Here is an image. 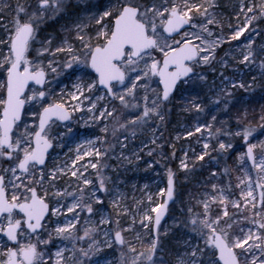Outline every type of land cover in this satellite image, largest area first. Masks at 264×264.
I'll return each instance as SVG.
<instances>
[{
  "label": "snow or ice",
  "instance_id": "snow-or-ice-1",
  "mask_svg": "<svg viewBox=\"0 0 264 264\" xmlns=\"http://www.w3.org/2000/svg\"><path fill=\"white\" fill-rule=\"evenodd\" d=\"M0 4H3L0 11V162L7 165L0 168V264H99L93 256L101 251V244L108 248L119 246L118 264H157L156 253L162 248L158 226L169 201L174 200L173 170L168 168L167 186L159 189L163 203H154L150 194L146 205L144 201H137L144 207L139 227L150 234L149 239L141 240L138 248L123 235L132 231V227L114 233L105 230V239L98 241L100 226L112 224V219L102 214L97 225L85 227L82 235L77 234L81 213L86 211L91 217L100 211L94 209L91 201L97 205L104 203L96 193L113 195L107 178L100 175L99 187L87 196L85 188H79L78 192L55 189L57 179L68 172L85 186L93 183L79 169L83 167L87 171L90 166L99 172L98 163L80 165L79 162L93 155L97 161L102 155L107 156V150L102 153L96 146L107 143L106 136L81 141L71 165L66 161L63 166L45 172L50 149L62 146L63 137L72 133L71 122L75 113L84 111L85 101L90 120L103 123L100 130L105 134L111 123L113 137L129 129L135 136V129L151 126L157 120L165 121V107L180 85L200 81L206 86V74L197 69L212 67L215 63L227 66L229 53L217 60V52L225 44L231 52L233 41L238 42L239 55L231 59L241 65H252L259 59V66L264 69V45L257 49L251 35L262 34L255 25L264 22V0H239L234 4L227 31L223 16L216 11L215 0H150L148 3L86 0L82 11L87 16L77 17L71 27L66 26L64 39L55 47L51 39H37L40 25L46 19L64 15L73 7L71 0H35L34 5L18 0L14 7L0 0ZM246 32L249 33L247 42L241 46L239 42ZM60 54L64 59H57ZM50 75L75 77L73 90L54 93L48 87ZM220 76V85L209 91L215 95L212 103L216 109L223 105L228 111L233 90L247 91L252 85L224 76L223 72ZM95 93L99 95L93 98ZM101 101L108 103L98 108ZM188 104L190 107L184 110L193 111L197 118L206 110L202 101L194 99ZM29 116L31 122L27 119ZM247 118L246 113L237 112L234 132L230 127H221L215 133L212 123H200L197 119L195 132L208 135L201 153L195 155L193 150L191 167L188 152H184L180 170L195 171V162L209 157L217 169L223 161L227 174V159L236 151L232 140L240 138L242 151L236 159L241 162L242 170L250 163L256 179L253 180L250 171H245L235 185L239 196L230 198V181L226 189L222 184L213 183L218 178L217 170L210 172L209 179L204 181V194L196 198L197 210L190 207L189 218L184 221L199 242L195 246L189 243L184 253L178 254L176 264H264V142L259 145L251 142L255 128L245 123ZM211 119L215 122L217 116L212 115ZM259 119V127L264 129V108ZM54 126L67 128V133L51 134ZM192 135L191 130L184 133L185 138ZM127 139L125 135L120 141L122 151L127 147ZM151 143L155 145L157 141L153 139ZM213 152L215 156L211 155ZM153 154L154 150L150 149L148 155ZM120 158L131 162L127 156ZM172 158H176L175 151ZM136 159H140L139 155ZM65 197L72 199L67 212L73 213V219L61 225L53 218L62 214ZM121 199L117 193L111 201L118 225L119 217L129 212ZM229 205L234 210L232 213ZM53 223L57 226L50 231ZM55 240L67 241L72 247H56L53 252L50 246ZM159 264H165L162 258Z\"/></svg>",
  "mask_w": 264,
  "mask_h": 264
},
{
  "label": "rangeland",
  "instance_id": "rangeland-1",
  "mask_svg": "<svg viewBox=\"0 0 264 264\" xmlns=\"http://www.w3.org/2000/svg\"><path fill=\"white\" fill-rule=\"evenodd\" d=\"M35 2V1H34ZM86 0H71V4L73 7H70L68 11L57 18L54 19H46L40 25V32L37 37L38 40H45L51 39L52 46H58L61 41L64 39L66 32L65 27H71L72 21H75L77 17H86L87 13L82 11ZM96 2V0H93ZM101 3L104 0H100ZM144 2L148 3L150 0H144ZM230 2V3H229ZM239 0H215V3L218 5L216 11L223 16L225 21V31H227V20L229 18V14L226 11H223L224 4L229 3L232 9L234 4H238ZM35 4V3H34ZM79 4V7H75V5ZM234 22V21H233ZM50 25V26H48ZM261 31V35H256L255 32L251 33L253 40L255 42V46L258 49L261 45H264V22H260L255 25ZM47 28V29H46ZM249 33H245V37L241 38L239 42L241 46L246 43V37ZM238 42H232V51L229 52V45L225 44L217 52V60H220L222 57H225L226 53H229V63L227 64V70L230 72H223L222 67L224 65L220 63H215L212 67H204L197 69L206 74V72H212L215 85H220L221 76L220 73L223 72L224 76L231 77L233 79L242 80V72L250 71L255 76L259 78H263L264 82V75H261L264 72V69L260 68V60L257 59L256 62L252 65H241L236 66L237 60L231 59V56L239 55V50L236 48V44ZM39 47V44L36 45ZM57 59H64V55L60 54ZM230 62L233 66L229 65ZM45 63L47 61L45 60ZM240 67L242 69H240ZM237 68V69H236ZM244 70V71H243ZM49 85L54 93H60L63 89L65 92L71 91L73 82L75 81V77H64L60 76L57 77L55 75L49 76ZM196 84L189 83L187 85L181 84L178 90L175 92L174 97L171 99V102L166 105L165 113L166 115L171 113L172 108L180 103V108L182 109L181 114L178 116V122L175 125V132L173 133L174 139L178 140V152L180 151L179 155H175L176 158H172V153L175 151L173 147L170 149L169 156H165L161 152L162 148V135L160 130L163 131L164 129V122L156 121L151 126H146L144 128H137L135 129L136 135L132 136L131 132L132 129H129L126 133H118L116 137L112 135V124H108L109 132L107 134L101 132V128L104 127L103 123H97L95 121L90 120V114L87 111L88 102H84V111L82 113L77 112L75 113V119L71 122V128L73 129L71 134H67L63 137L62 146L57 145L53 149H50V156L47 161V168L51 169L56 166H63L64 163L67 161L69 165H71L72 159L75 158V150L77 144L81 141L85 140H96L97 138L104 139L106 136L107 143H100L96 146L101 149L102 153L107 150V156H101L100 160L97 161L95 156L93 157H86L84 161H80L79 164H90V163H98L99 172L97 169H93L90 166L87 167V171H84V168L81 167L79 170L84 172L86 178L91 180L93 183L91 185L85 186L82 181H78L75 178L71 177V173L68 172L67 175L59 177L55 182V189L66 190L67 192H78L79 188H85L86 196L90 195L93 188L99 187V180L98 177L102 175L103 177L107 178V186L110 192L113 195H107L105 193L97 192L96 195L99 196L104 203L102 205L95 204V201L92 200V204L94 209H99L100 211L88 217V214L85 212L81 213L79 224L77 225V234L82 235L83 229L88 226L97 225L100 220V215H104L105 217H110L112 219V224L100 226L101 231L100 235L97 237L98 241H102L105 239L104 231H111L114 233L116 230L120 229H127L132 227V231L124 232L123 235L126 240L134 241L138 248H141V240H147L150 238V234L144 230L143 228L139 227V222L144 211V207L141 206L137 201H144L145 205L147 204V196L150 194L153 196L154 203H158L159 199L161 198L158 193L160 188H164V180L167 177V170L171 168V166L176 165V170L179 169L180 158L184 156V152H188L189 158V165L191 167L192 163L194 162V153L198 155L202 151V145L204 140L207 138V132L201 133L195 132V127L197 126V119H199L200 123H212L211 119L212 115H214L213 111L210 112L211 106L214 105L212 101L214 100L215 96L209 100L205 101L203 98H199L198 96L193 95L192 97H187L186 94V87H192ZM261 92L260 94L264 96V83L260 84ZM263 89V90H262ZM99 93L93 94V98ZM143 95V93H141ZM177 99V100H176ZM198 100L202 101L203 105L205 106V112L202 113L199 118H197L196 114L193 111H185V107H190L188 104L191 100ZM107 101H101L98 103V108H102ZM233 107H230L231 119L232 122L228 120L225 125L221 126L219 124L220 120H216L213 124V133H215L216 128H231L234 132L236 130V115L237 112L246 113L247 120L245 121L246 124L250 125L251 127L255 128V132L253 136L250 137L251 142L256 143L259 145L260 142H264V129L260 128V115L261 109L264 108V98L263 100H254L249 99L243 104H233ZM109 107L111 105L109 104ZM177 107V108H179ZM98 114V113H97ZM28 121L31 122V117H27ZM229 119V118H228ZM188 130L193 131V135L191 137L185 138L184 133ZM51 134L58 135L59 133H67V128L60 126L57 128L54 126L50 130ZM128 136V139L125 141L127 147L125 149H121L120 141L123 139L124 136ZM179 137V138H178ZM155 139L157 143L154 145L151 141ZM221 139H227V137H221ZM215 144V140L212 141ZM236 151L232 153V155L227 159V174L224 173L225 164L221 161L219 168L217 169L214 164H211L209 161V157H205L204 161L195 162L198 167H203V173L201 174L200 178L195 182L198 189L191 190L184 187L185 185L182 184L180 187L175 188L174 193V200L168 207V213L165 219L160 223L158 226V232L161 237V244L162 248L156 253V260L157 264L161 258L165 262V264H176V260L178 254H183L185 249L188 247L189 243L192 246H195L199 241L196 237V234L192 232L191 228L184 224V221L189 218L188 209L190 207L195 208L196 198H199L204 194L205 185L204 181L209 179L210 172L213 170H217L218 178L214 180L213 183L222 184L226 189L228 187L229 181L232 185V191L228 193L230 198H236L239 196V190L235 188V185L238 183V177H242L245 174V171H250L255 181L256 175L255 171L251 170L250 163L244 165V169H241V162L236 159V156L241 149V145L243 141L240 138H236L232 140ZM170 144H172L170 142ZM147 145V147H145ZM71 149V151H69ZM150 149L154 150V154L152 156L148 155V151ZM176 150V151H177ZM176 152V153H178ZM139 155L140 159H136V155ZM259 149L257 150V155L259 156ZM127 156L130 158L131 162L128 160L121 159V156ZM212 156H215L216 153H211ZM151 164L152 167L149 168L148 165ZM7 167L6 164L0 162V168ZM164 172H163V169ZM114 169L116 172H114ZM140 170V175L138 174L137 170ZM175 170V171H176ZM143 171L147 172V174L143 175ZM181 171V170H180ZM183 172V171H182ZM164 173V174H163ZM185 174V172H183ZM39 173H37L38 175ZM175 179H178L177 176ZM184 183V182H182ZM210 188V185L206 186ZM53 189V190H55ZM121 196V204L122 206H126L129 209L127 215H121L119 217V225L116 223L118 217L116 215V211L111 203L112 199L116 194ZM234 193V195H233ZM72 203L71 197H65L62 200V204H64V208L62 210V214L58 217L53 218L54 221H59L62 225L66 223L68 220L73 219V213L67 212V206ZM202 211L201 209H198ZM229 212L232 213L234 210L229 205ZM79 211V209L77 210ZM217 211L216 207L213 208V212ZM133 217H135V225H133ZM87 221V222H86ZM57 225L53 223L49 230L51 231ZM165 233L167 235L165 236ZM141 239H138L137 237ZM71 248L72 245L67 241H60L55 240L54 244L51 247V250L54 252L56 247H65ZM80 245H77L79 247ZM87 247V245H84ZM259 255V253H257ZM120 258V248L119 246H113L112 248H108L106 245L101 244V251L96 253L93 256L94 261H99V264H118Z\"/></svg>",
  "mask_w": 264,
  "mask_h": 264
},
{
  "label": "trees",
  "instance_id": "trees-1",
  "mask_svg": "<svg viewBox=\"0 0 264 264\" xmlns=\"http://www.w3.org/2000/svg\"><path fill=\"white\" fill-rule=\"evenodd\" d=\"M35 0H19L20 3H30L34 5ZM18 2V0H4V3L7 4H11L13 7L16 5V3ZM230 3V2H229ZM224 4L223 6V11L225 12L226 9L228 14L231 12V7L230 4ZM0 11H3V4H0ZM8 15V14H5ZM10 18V16L8 17ZM50 26V25H48ZM47 29V28H46ZM230 59V58H229ZM237 65L236 66H241V64L238 63V61H236ZM231 66H233V64L230 62ZM215 66V65H214ZM223 72H230L229 70H227V66H224L221 68ZM237 69V68H236ZM240 69H242L240 67ZM244 71V70H243ZM213 73L212 72H206V78H207V85L205 86L203 82L197 81L196 84L192 87H186L185 89L187 97H192L193 95L198 96L199 98H203V100H211L215 95L209 91L210 88L213 87L214 84V79H212ZM253 77H255V80H253ZM263 79V78H262ZM261 78H259L258 76H255L254 74H252V72L248 71H244L242 72V81L245 82L246 84H251L252 87L245 91L244 89H234L233 90V97L232 99V103L229 104V108L233 107V104H243V102H246L249 99H256V100H263L264 96H262L260 94L261 89H260V84L264 83L263 80ZM263 90V89H262ZM215 99V98H214ZM177 100V99H176ZM180 103L178 102V105L174 108H172L171 113H169V115H166V119L164 122V129L163 131L160 130L161 135L163 137L162 139V148H161V152L163 155L165 156H169V152L170 149H172L173 147L175 148V155H179L180 151L178 152V140L179 139H174V135L173 133L175 132V125L178 122V116L181 114L182 109L179 107ZM179 107V108H177ZM212 108L210 109V112L213 111L214 115L217 116V119L221 121H219V124L221 126L225 125V123L229 121L232 122L231 119V113L230 110L226 111L224 109V106L221 105L219 110L216 109V107L214 105L211 106ZM229 118V119H228ZM216 122V121H215ZM213 122V124L215 123ZM170 142L172 144H170ZM177 150V151H176ZM178 152V153H176ZM163 169V168H162ZM171 169L173 170V172L175 173V177L177 176L178 179H175V188L180 187L182 184H184V187H187V189L190 191L191 190H196L198 189L195 182L200 178L201 174L203 173V168L198 167L196 165V169L195 171H190L188 173H183L182 171H180L179 169L176 170V165L171 166ZM176 170V171H175ZM138 174L140 175V170L138 169ZM114 172H116V170L114 169ZM164 172V169H163ZM147 174V172L143 171V175ZM164 174V173H163ZM184 182V183H182ZM161 199V198H160ZM159 199V200H160Z\"/></svg>",
  "mask_w": 264,
  "mask_h": 264
},
{
  "label": "water",
  "instance_id": "water-1",
  "mask_svg": "<svg viewBox=\"0 0 264 264\" xmlns=\"http://www.w3.org/2000/svg\"><path fill=\"white\" fill-rule=\"evenodd\" d=\"M165 183H166V185H165V188H166V186H167V178H166ZM163 199H164V198H162V200H161L159 203H163ZM171 202H172V201H169V203H168V205H167V208H168V206H169V204H170ZM166 213H167V209H166ZM166 213H165L164 217H162L161 221L165 218ZM154 218H155V214L153 213V222H152L153 224L155 223Z\"/></svg>",
  "mask_w": 264,
  "mask_h": 264
}]
</instances>
